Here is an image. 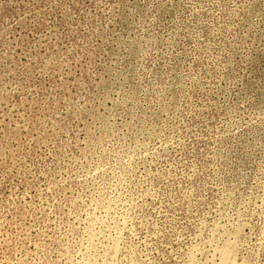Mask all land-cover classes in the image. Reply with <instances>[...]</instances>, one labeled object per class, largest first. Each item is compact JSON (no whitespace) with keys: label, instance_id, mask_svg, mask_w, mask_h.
<instances>
[{"label":"rangeland","instance_id":"obj_1","mask_svg":"<svg viewBox=\"0 0 264 264\" xmlns=\"http://www.w3.org/2000/svg\"><path fill=\"white\" fill-rule=\"evenodd\" d=\"M0 264H264V0H0Z\"/></svg>","mask_w":264,"mask_h":264}]
</instances>
